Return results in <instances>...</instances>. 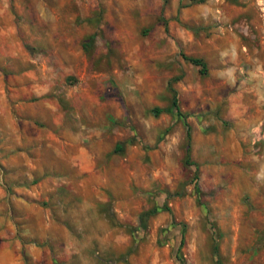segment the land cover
Segmentation results:
<instances>
[{
    "label": "rangeland",
    "instance_id": "1",
    "mask_svg": "<svg viewBox=\"0 0 264 264\" xmlns=\"http://www.w3.org/2000/svg\"><path fill=\"white\" fill-rule=\"evenodd\" d=\"M0 264H264V0H0Z\"/></svg>",
    "mask_w": 264,
    "mask_h": 264
},
{
    "label": "trees",
    "instance_id": "2",
    "mask_svg": "<svg viewBox=\"0 0 264 264\" xmlns=\"http://www.w3.org/2000/svg\"><path fill=\"white\" fill-rule=\"evenodd\" d=\"M185 60L189 61L191 64L195 65V66H199L201 68V72L204 73L205 72V63L203 62L202 59L199 58H193V57H184ZM173 105L175 107H177V101L173 100ZM178 111V110H177ZM155 113H160L161 110L159 108H155L154 110Z\"/></svg>",
    "mask_w": 264,
    "mask_h": 264
}]
</instances>
